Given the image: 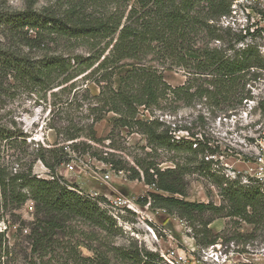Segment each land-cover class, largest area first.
<instances>
[{"label": "trees", "instance_id": "16d2710c", "mask_svg": "<svg viewBox=\"0 0 264 264\" xmlns=\"http://www.w3.org/2000/svg\"><path fill=\"white\" fill-rule=\"evenodd\" d=\"M229 13L228 0H66L54 9L0 11V99L13 91L51 90L58 87V78L65 84L89 71L86 77L94 78L92 83L99 87L86 108L93 124L112 113L116 115L114 128L143 135L151 153L181 157L164 171L153 164L136 163L144 183L154 190L148 196L150 206L174 212L190 223L207 211L218 213L221 208L184 200V176L198 165L209 172L212 160L205 157L213 156L215 150L193 134L189 140H175L173 133L181 130L160 117L169 109L175 114L178 104L189 106L194 99L205 100L214 110H235L252 99L247 85L256 80L258 71H264V60L255 45L245 44L254 34L247 31L244 36L221 25ZM53 41L66 42L70 49L79 47L84 54H74L68 47L69 56L48 55L45 45ZM211 42L223 46L211 47ZM20 48L40 51L43 56L32 58ZM175 67L187 73L182 86L172 87L163 78V70ZM73 103L56 108L57 113L75 108ZM140 109L147 116H139ZM260 110L264 112V101ZM65 121L63 142L70 144L38 146L31 151L25 133L0 127V220L15 228L12 244L6 236L8 226L0 232V264H113L114 259L158 264L156 254L135 244L113 246L112 237L119 231L113 218L57 175L59 166L73 160L72 154L85 155L92 149L86 142L75 141L84 138L98 143L93 124L78 127L70 117ZM96 159L114 170H125L120 163ZM36 162L49 171L51 179L33 173ZM128 171L134 174L132 179L139 178L135 170ZM209 177L217 178L221 197L229 203V216L242 217L253 226L264 220V196L256 188L234 190L228 178L219 179L216 173ZM28 201L31 218L23 220L14 211ZM209 222H202L204 238L209 235ZM83 224L92 230H82ZM215 240L206 239L203 244ZM80 248L92 257L83 256Z\"/></svg>", "mask_w": 264, "mask_h": 264}, {"label": "rangeland", "instance_id": "374dc122", "mask_svg": "<svg viewBox=\"0 0 264 264\" xmlns=\"http://www.w3.org/2000/svg\"><path fill=\"white\" fill-rule=\"evenodd\" d=\"M60 1L66 0H0V11L15 12L30 7L35 10L49 7L54 9ZM235 13L236 16H232L230 8L224 21L221 19V25L225 27V22L236 31H254V39L249 36L245 44L255 45L264 60V11L253 7L246 13L244 8H236ZM209 46L219 48L223 45L211 42ZM68 47L70 49L66 42L53 41L45 45V50L48 55L65 57L70 53ZM70 50L74 54H84L79 47ZM20 51L32 58L43 56L42 52L29 48H20ZM228 54L231 55L232 52ZM88 73L86 71L65 84L62 83L63 78H58L55 83L58 87L40 93H9L8 97L0 99V127L25 133L29 151L38 146L51 148L70 144L71 142H63L65 120L68 117L72 118L76 126L79 124L78 127L93 124V116L86 108L92 103L91 97L98 95L99 87L92 83L94 78L86 77ZM162 73L166 83L172 87L182 86L187 80V73L179 67L165 69ZM257 74L256 80L247 85L252 99L235 110H225L223 107L214 110L205 100L194 99L189 106L178 104L175 114L170 109L164 114L160 112L162 116L157 113L161 116V121L181 130L173 133L175 140H189L190 134H193L195 139H205L208 146L215 150L213 156L205 157V160H212L209 172L206 167L198 165L195 171L184 176V200L210 204L221 208V211H207L203 215H196L191 223L174 212L150 206L148 196L154 190L144 183L142 171L136 165L137 162L143 165L153 164L164 171L173 168L172 161L180 162L181 157L163 151L151 153L143 135L129 132L125 128H114L116 115L112 113H107L92 125L97 144L84 138L75 141H83L91 146L89 155L72 154L73 160L59 166L56 173L69 184L71 190L92 199L113 218L119 230L112 237L113 246L127 248L129 244H135L138 248L156 254L158 264H193L192 259L200 254L202 248L212 244L233 243L254 249L255 244L262 241L263 218L253 226L242 217L229 216V203L221 197V191L215 183L217 178L209 177L216 173L219 179L228 178L234 183V190L242 186L244 189L254 187L260 194L261 191L264 192V112L260 110V103L264 101V71H258ZM71 100L74 101L75 108L67 110L65 114H58L56 108H63V104L67 105ZM139 116H147V113L140 109ZM91 153H95L96 157H91ZM96 158L120 163L125 170H114L109 164ZM200 158L202 157L198 156ZM129 169L138 172L139 178L132 179L134 174ZM33 173L39 178L51 179L49 171L40 162L34 164ZM175 197L180 199L179 196ZM143 200H146L144 205ZM31 206L32 203L28 201L18 211H14V214L21 216L23 220H30ZM207 221H210L207 225L209 235L204 238L202 222ZM6 226V236L12 244L15 228L8 224ZM6 226L0 220V232ZM80 228L92 230L86 224L80 225ZM214 238V243L203 244L206 239L209 241ZM79 252L85 257H92V253L85 248H80ZM111 255L108 253L109 257ZM113 264L133 263H120L114 259Z\"/></svg>", "mask_w": 264, "mask_h": 264}, {"label": "built area", "instance_id": "2783aa9c", "mask_svg": "<svg viewBox=\"0 0 264 264\" xmlns=\"http://www.w3.org/2000/svg\"><path fill=\"white\" fill-rule=\"evenodd\" d=\"M230 2L231 14L236 16V8L248 9L253 7L261 8L264 11V0H228ZM225 18L222 19L224 21ZM225 23V22H224ZM225 27L229 24H224ZM233 25V23H232ZM230 27V26H229ZM232 28V27H231ZM247 30L239 31L246 35ZM264 31V30H262ZM254 31H252L253 34ZM264 196V192L261 191ZM193 264H264V237L260 243H256L254 249L250 246H237L233 243L225 245L212 244L202 248L200 254L192 259Z\"/></svg>", "mask_w": 264, "mask_h": 264}]
</instances>
